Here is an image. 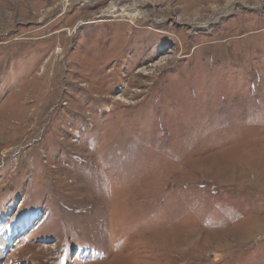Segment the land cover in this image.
<instances>
[{"label":"rangeland","instance_id":"1","mask_svg":"<svg viewBox=\"0 0 264 264\" xmlns=\"http://www.w3.org/2000/svg\"><path fill=\"white\" fill-rule=\"evenodd\" d=\"M1 246L264 264V0H0Z\"/></svg>","mask_w":264,"mask_h":264},{"label":"bare ground","instance_id":"2","mask_svg":"<svg viewBox=\"0 0 264 264\" xmlns=\"http://www.w3.org/2000/svg\"><path fill=\"white\" fill-rule=\"evenodd\" d=\"M114 8L113 4L110 6V9H108L109 11L112 10ZM114 12V11H113ZM130 16V15H129ZM132 17V16H131ZM3 246H1L0 248H2Z\"/></svg>","mask_w":264,"mask_h":264}]
</instances>
